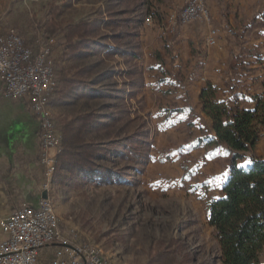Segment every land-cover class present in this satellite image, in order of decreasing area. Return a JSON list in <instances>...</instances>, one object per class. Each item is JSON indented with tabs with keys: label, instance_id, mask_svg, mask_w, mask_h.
<instances>
[{
	"label": "rangeland",
	"instance_id": "374dc122",
	"mask_svg": "<svg viewBox=\"0 0 264 264\" xmlns=\"http://www.w3.org/2000/svg\"><path fill=\"white\" fill-rule=\"evenodd\" d=\"M185 1L0 0V32L16 29L25 40L34 34L43 40L42 31L34 30L35 20L44 19L50 4L60 6L56 20L61 27L50 37L53 49L48 47L56 77L60 84L63 68L68 78L89 88L73 89L60 103H50L54 92L44 100L60 144L50 151L55 170L49 172L43 198L48 197L59 228L62 223L75 233L73 245L102 251L109 264H224L208 207L220 194L221 173L209 179L208 158L182 152L192 133L162 116L178 88L191 91L194 100L192 92L210 81L224 100L252 106L264 71V20L259 17L264 0H216L207 4L208 23L173 25ZM213 29L217 33L210 34ZM69 36L77 44L70 49ZM83 42L97 47H83ZM205 61L208 78H201ZM134 82L141 86L133 87ZM90 113L98 118L84 132L85 140L116 150L97 161L108 178L104 183L98 176L71 180L64 172L62 182L55 177L60 120ZM137 136L147 144H136L146 156L141 164L120 156ZM245 156L242 167L252 156L264 159V142ZM221 159L219 165L230 168V160Z\"/></svg>",
	"mask_w": 264,
	"mask_h": 264
},
{
	"label": "trees",
	"instance_id": "16d2710c",
	"mask_svg": "<svg viewBox=\"0 0 264 264\" xmlns=\"http://www.w3.org/2000/svg\"><path fill=\"white\" fill-rule=\"evenodd\" d=\"M59 13L60 6L52 3L44 19L35 20L34 30L42 31L43 40L35 34L31 39H26V43L32 46L35 52L48 43L51 35L60 30L61 24L56 20ZM259 17L264 20V8ZM67 40V48L77 45L72 41V36L67 37ZM80 45L96 46L88 42ZM54 70L57 76L56 66ZM58 72L60 84L58 82V87L50 97L51 104L60 103V99L63 100V97L75 88H89L85 83L68 78L65 69L60 68ZM56 79L58 81L57 77ZM140 86L139 83L133 84L136 88ZM131 95L135 96L136 92ZM254 99V109L242 108L237 103L224 100L220 87L211 81L203 87L200 94L203 113L210 119L215 132L213 145H225L231 154L230 174L223 187L224 197L210 201L208 206L209 224L216 230L224 264H264V159L252 156L249 165L240 166V162L246 158L245 153L255 152L264 134V82L263 93ZM97 118V115L90 113L71 120H60L62 142L56 161V179L63 182L64 172H67L72 175L71 180L78 176L87 179L98 176L99 182H106L108 170L99 166L97 161L109 159L116 150L87 142L83 137L84 132ZM141 139L142 136L131 138L130 142H127V151H122L120 156L141 164L146 156L137 151L136 144L140 142L143 148L147 145ZM60 231L62 239L41 250L38 264L50 263L55 258V252L65 241L73 244L71 239L77 238L65 224L60 223ZM165 252L159 255L163 257Z\"/></svg>",
	"mask_w": 264,
	"mask_h": 264
},
{
	"label": "built area",
	"instance_id": "2783aa9c",
	"mask_svg": "<svg viewBox=\"0 0 264 264\" xmlns=\"http://www.w3.org/2000/svg\"><path fill=\"white\" fill-rule=\"evenodd\" d=\"M185 2L188 3V10H182L185 12V19L174 17L173 25L177 22L182 25L192 24V14L206 15V23L210 21L209 9L201 10L199 0ZM170 27L165 26L164 29L169 30ZM214 33H217L215 29L210 32ZM53 44L54 40L50 39L35 52L16 29L0 32L2 94L6 98L26 101L33 115L39 118L40 147L43 152L41 163L46 170L43 187L46 190L53 153L50 151L60 144L50 112L43 111L44 100L58 87L52 56H48V47ZM0 227L6 235L0 242V264H38L41 250L61 239L59 223L50 216L48 197L42 198L37 206L23 203L0 221ZM48 264L109 263L102 251L75 246L65 241Z\"/></svg>",
	"mask_w": 264,
	"mask_h": 264
},
{
	"label": "crops",
	"instance_id": "0c3cea01",
	"mask_svg": "<svg viewBox=\"0 0 264 264\" xmlns=\"http://www.w3.org/2000/svg\"><path fill=\"white\" fill-rule=\"evenodd\" d=\"M188 32L189 29H187ZM206 33L203 34V42L206 46L205 51L208 55V45ZM201 78H208V61L203 63ZM195 73V72H194ZM264 71L260 73V90L257 94L263 93ZM205 85H200L195 90L196 97L190 100L191 91L185 92L178 88L174 92V104H169L165 114V119H174L176 125L185 126L192 139L185 144L182 152H199L208 158V178L212 181L216 173H221L220 194L217 198L224 197L223 187L230 174V168L221 166L222 156L230 160L231 154L224 145H213L215 132L212 128L210 119L203 113L200 101L201 90ZM3 83L0 80V221L9 215L13 209L23 203L37 206L43 198V168L39 161L40 156V132L39 122L29 110L28 104L24 100L6 98L2 94ZM173 93V92H172ZM186 95V96H185ZM241 98V97H240ZM176 103V104H175ZM240 104V99L237 102ZM255 99L252 106L245 109H254ZM264 142L263 138L258 144L255 152ZM222 151L224 155H222ZM52 155V153H51ZM221 155V156H219ZM250 164V160H249ZM248 164V165H249ZM247 166V165H246ZM225 170V172H223ZM217 176H219L217 174ZM219 177V178H220ZM6 235L0 227V242Z\"/></svg>",
	"mask_w": 264,
	"mask_h": 264
},
{
	"label": "bare ground",
	"instance_id": "6f19581e",
	"mask_svg": "<svg viewBox=\"0 0 264 264\" xmlns=\"http://www.w3.org/2000/svg\"><path fill=\"white\" fill-rule=\"evenodd\" d=\"M213 1H216V0H199V7H201V10H207V4L209 2H213ZM184 10H188V3H186V6H185ZM179 19H185V12L181 13V18H179ZM205 20H206V15L192 14L190 16V23L196 22V21H205ZM48 56H49V50H48ZM44 104H43V111H44V106H45ZM54 170H55L54 161L51 160V169H50V171L53 173ZM50 216H52L53 219L56 220V214L54 213V211H53V209L51 207V204H50Z\"/></svg>",
	"mask_w": 264,
	"mask_h": 264
},
{
	"label": "flooded vegetation",
	"instance_id": "af4514ba",
	"mask_svg": "<svg viewBox=\"0 0 264 264\" xmlns=\"http://www.w3.org/2000/svg\"><path fill=\"white\" fill-rule=\"evenodd\" d=\"M39 126H40V124H39ZM39 132H40V127H39Z\"/></svg>",
	"mask_w": 264,
	"mask_h": 264
}]
</instances>
